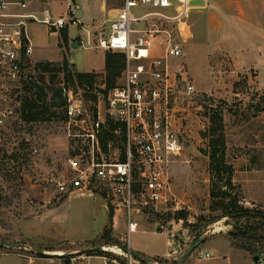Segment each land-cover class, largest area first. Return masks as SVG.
<instances>
[{
	"label": "rangeland",
	"instance_id": "374dc122",
	"mask_svg": "<svg viewBox=\"0 0 264 264\" xmlns=\"http://www.w3.org/2000/svg\"><path fill=\"white\" fill-rule=\"evenodd\" d=\"M234 1L233 5L222 6L219 10L214 7L203 10L204 6H195L190 14L188 24L193 36L184 44L183 58L173 59V63L185 65L196 91L185 94L180 87L174 103L175 120L181 129L185 151L171 167L172 194L169 201L159 205L157 210L133 217V221L139 223L137 232L129 233L126 212L118 213L115 219L117 223L115 221L111 233L117 239L116 244L111 241L110 245H106V240L101 238L110 223V202L100 194H70L52 207L55 211H51L48 219L24 221L36 213L30 209L31 206L39 208L55 204V181L65 172L71 150L77 145L88 144L86 138L70 135L85 134L91 130L98 112H101L103 119L106 118L110 94L105 98L103 92L107 90L106 54L121 53L101 48L87 49L85 45L89 41L87 33L90 27L80 29L78 23L68 26L72 38L80 43L78 48H73L72 43H61L59 46L58 36L50 35V46L38 49L34 57L69 63L72 80H67L65 74L61 73L57 81L83 99L87 110L84 116L86 122L69 125L61 118V114L58 120L27 124L22 121L19 108L8 120L0 137V225L9 232L0 236V243L16 242L17 239L25 241L20 234L24 221L23 226L28 229L26 236L36 246L60 244L68 246V249L83 250L103 246L116 251L105 249L92 252V255L86 252L64 255L62 258L65 263L72 262L71 259L79 255L82 258H77L76 264H113L111 260L114 259L118 264H128L130 259L134 261L133 264H148L130 258L121 250L122 247L130 248L132 245L135 248L140 243L145 248L152 247L164 252L169 237L172 240L170 258L152 257L149 253L150 256H146L154 260L155 264H177L179 260L173 259L179 255L176 251L185 252L188 249L195 241L197 227L201 225L205 226L202 235L207 234V240L194 250L185 264L225 263L230 253L229 237L237 247L245 242L257 245L260 239L262 245L258 244V247H264V238L230 235L239 226L232 219L224 218L206 225L220 213V210H211L214 202L211 192L215 189L218 193L219 188V185L214 187L212 183L211 139L207 136L211 125L210 115L214 111L220 112L224 118L223 131L227 146L224 160L234 168L233 182L241 193L240 204L264 211V111H261L264 109V0ZM212 3L211 0V6ZM121 4L122 0H113L111 9L117 10ZM65 9L66 5H60L56 16L66 17ZM153 10L151 7H140L135 9V13L142 15ZM212 14L214 20L210 18ZM90 17L87 10L81 23L85 24L89 20L91 25L96 24ZM97 18L98 22L104 20L101 14ZM96 27L98 25L91 33L96 31ZM167 27L159 24V28ZM42 35L47 36L44 31ZM90 43L96 45L95 35L90 37ZM163 52L162 46L153 50L140 48L139 58L135 62H146L163 55ZM33 63L38 64L36 61ZM36 71V68L31 70L32 73ZM77 73H90L95 88L87 92L85 87L78 84L75 77ZM46 78L48 80L49 76L46 75ZM122 82L123 73L117 79L116 86ZM30 189L33 192L41 191L45 198L52 197L51 204L26 198L24 191ZM179 212L185 213V219L176 218ZM145 230L157 234H149ZM162 232L167 237L158 234ZM201 251L210 252L213 258L201 259ZM246 253L251 258L255 257L253 252ZM258 256L260 259L255 264L264 261V250ZM103 257L108 260L105 261Z\"/></svg>",
	"mask_w": 264,
	"mask_h": 264
},
{
	"label": "built area",
	"instance_id": "2783aa9c",
	"mask_svg": "<svg viewBox=\"0 0 264 264\" xmlns=\"http://www.w3.org/2000/svg\"><path fill=\"white\" fill-rule=\"evenodd\" d=\"M190 1L122 0L114 18L98 26L95 32L87 33V49L101 48L125 55L123 82L109 94L106 118L98 112L91 130L70 135L86 138L88 144L77 146L76 154H70L55 188L61 195L105 196L116 211L126 212L129 233L139 230L133 217L157 210L169 201L171 167L185 151L174 103L180 87L185 94L196 90L185 65L173 63V59L183 58L184 44L193 36L188 19L195 6ZM209 1L205 0L206 5ZM140 7L155 10L138 15L135 9ZM27 9L26 0H0V137L8 120L21 107L23 83H39L38 72H31L36 65L32 60L29 23L58 29L79 22L76 7L71 4L66 17L59 18L53 17L49 10L43 11L44 17L40 18ZM159 24L168 27L159 28ZM94 35L96 45L90 43ZM157 46H162L163 55L135 62L140 48L153 50ZM63 93L69 125L85 123L87 110L83 99L66 86ZM110 124L116 126L114 130ZM107 132L113 137L105 139L104 150L102 140ZM199 256L213 258L205 251ZM111 261L118 264L116 259ZM133 262L130 259L128 264Z\"/></svg>",
	"mask_w": 264,
	"mask_h": 264
},
{
	"label": "trees",
	"instance_id": "16d2710c",
	"mask_svg": "<svg viewBox=\"0 0 264 264\" xmlns=\"http://www.w3.org/2000/svg\"><path fill=\"white\" fill-rule=\"evenodd\" d=\"M62 44L67 45L69 43V32L67 29L61 31ZM126 67V57L123 53H108L106 54V81L107 90H103L105 98L110 93L109 90L115 88L117 79L122 75ZM38 72L39 83L33 81L29 83H23V94L20 96L21 107L20 116L23 122L27 124L46 122L58 120L61 116L63 120L68 122V117L65 111L66 98L64 97L62 83L57 81L58 76L61 73L65 74L67 80H72V73L69 69V63L67 61L55 62L45 61L36 65ZM46 75L49 76L47 80ZM75 77L78 80L80 86L85 87L87 92H90L95 88L93 76L90 73H77ZM264 111V109H261ZM211 125L208 130L207 136L211 141V173L213 186L219 185L216 193L215 189L212 190L211 195L214 200L211 210H220V213L212 217L206 225L215 223L224 218L232 219L236 222L237 231H231L230 235H242L244 238L255 237L264 238V211H256L249 207L241 205V193L239 187L233 182L234 168L231 165L226 164L224 160L226 150V140L223 131L224 118L223 115L214 111L210 115ZM111 129H115V125L110 124ZM124 136V135H123ZM113 135L109 132L102 140L103 148L106 149L105 139L111 138ZM78 147L80 145H77ZM71 154H76V150L72 149ZM222 183V185H220ZM109 207V226L105 228L103 236L106 240V245L116 244L117 239L112 235V226L114 225L115 207L108 203ZM184 212H179L176 215L178 219H185ZM198 232L195 241L203 234L205 226L197 227ZM100 238V239H101ZM262 239L258 240V244ZM120 244V243H118ZM256 243L245 242L243 245H239L240 248L249 252H253L255 256L261 254L264 247H258ZM92 255V252L87 253ZM65 264H71L67 262Z\"/></svg>",
	"mask_w": 264,
	"mask_h": 264
},
{
	"label": "crops",
	"instance_id": "0c3cea01",
	"mask_svg": "<svg viewBox=\"0 0 264 264\" xmlns=\"http://www.w3.org/2000/svg\"><path fill=\"white\" fill-rule=\"evenodd\" d=\"M26 1L28 3V9L26 11L29 13L37 14L40 18L44 17L43 11H45V10H49L52 13L53 17H55V18L63 17L64 15H60V16L58 15V17L56 16V14H57L56 11L60 5H66L65 14L67 13V9H68L70 4L73 5L74 7H76V10H77V7H81L83 10V17L81 19H83L85 17L86 11L88 10L89 16H91L90 18L92 19L93 22L95 21L96 24L91 25V21H89V20L86 21V23L84 24V23H81V21H80L81 19H78L79 20V22H78L79 28L84 29L86 26H89L90 30L88 29V27L86 28V29H88V32L89 31L91 32L92 29L95 28L96 25L100 26L101 24L107 22L109 19L114 18L117 15V10L119 9V8L117 10L111 9V4L113 5V0H26ZM210 1L207 3V5L204 7L203 10H208L210 7H214L215 9H218V8L225 6V5H228V4L233 5V2H235L234 0H226V1H224V0H221V1L212 0L213 3L211 6ZM237 4H241V3L237 2ZM13 10L18 11V12H25L19 8H13ZM113 11H116V12L113 13ZM100 14H101V16L104 17V20L98 22L99 18H97V17H99ZM210 18H211V20H214V18H215L214 14H212ZM68 26L56 29V28H49L48 26H46L44 24H39L36 22H30L28 25V33H29V36H30L32 43H33L32 60L36 61L38 63L45 62V61H55L56 62L57 60H52V59H47V58L39 59L36 56L34 57V54L36 53V51L38 49H41V47L47 48L50 46V44H51V40H50L51 36L50 35L58 36L57 43L60 46V44L62 43V38H61V33L59 32V30L67 29L69 32V43L73 44L75 42V40L72 38V35H71V32H70ZM43 31L45 32V34H47V36L42 35ZM79 46H80V43H79ZM24 193H25L24 196L26 198L33 199L36 201L38 200L39 202H43L44 204H51L52 197L51 198H47V197L45 198L44 194L41 191L33 192L30 189V191L26 190V191H24ZM53 198L55 199L54 205H50V206L49 205H42L39 208L35 207V206H31L30 209L35 210L36 213L34 214V216H30L28 218H25L24 221L30 220V219H32V220L35 219V220H40V221H42V219H48L47 216H50L51 211H55L52 207L56 206L58 203L62 202V200L67 199L68 195H61L59 193H56ZM50 208H52V209H50ZM120 212H123V211H117L116 212V214L114 216V223H115V221L117 223V220H115V219H117V217H118L117 215ZM50 218L51 217H49V219ZM24 221L22 223V227L20 228V234L26 240L22 241V240L17 239L16 242H12V243L17 244L16 247L4 246V247L0 248V264H65L64 258H62L64 255H77L79 253H83L84 251H86L85 249L83 250V248L68 249L67 248L68 246L65 247V246L60 245V244H56V245L50 244L47 246L46 245L45 246H36L35 244L31 243L29 241L30 238L26 236V234L28 233V229L25 226H23ZM217 231H219V229ZM8 232L9 231L5 227L0 225V236H5L6 234H8ZM144 232H149V234H157L156 232H152V231H148V230H145ZM214 233H216V232H214ZM218 233H220V232H218ZM158 234H162V235L166 236V234L164 232L158 233ZM206 240H207V238H206ZM167 241H168L167 242V248L164 252L163 251H156L152 247L145 248L140 243H137L135 248L132 245H130V248H131V250L142 253L144 255L150 254L152 257H159L162 259H168L171 256L170 249L172 246V240L169 237H167ZM6 242H11V241H6ZM1 243H5V242H1ZM228 244H229L230 253L228 254V257L225 256L226 257L225 263L214 261L213 264H255L257 262L255 260V257L251 258L246 253L249 251L242 249L239 246L237 247L234 244L233 239L230 237H229V243ZM106 250L116 252L114 249H106ZM118 250H119V253L122 254L121 250L120 249H118ZM176 253H178L179 255H177L178 257L176 256L173 259L174 260H180L185 252H184V250H181V252L176 251ZM77 258H82V256L79 257V255H78V257H76V258H72L71 264H76L77 263L76 261L79 260ZM187 259L183 262V264L186 263ZM206 260H209V259H206ZM106 263L107 262H105V264ZM160 263L162 264V262H160Z\"/></svg>",
	"mask_w": 264,
	"mask_h": 264
},
{
	"label": "water",
	"instance_id": "95a60500",
	"mask_svg": "<svg viewBox=\"0 0 264 264\" xmlns=\"http://www.w3.org/2000/svg\"><path fill=\"white\" fill-rule=\"evenodd\" d=\"M190 5L192 6H206V2L205 0H192L190 1ZM83 17V10L81 7H77V13H76V18L77 19H81ZM73 48H78L79 47V43L78 41H75L72 44ZM207 238V234H204L202 236H200L196 241H194L189 247L188 249L185 251V253L183 254V256L181 257V259L179 260L178 264H183V262L194 252V250L201 245L202 243L205 242ZM7 246V247H16L17 244L16 243H12V242H5V243H0V248ZM105 250V247L103 246H97V247H93V248H88L86 249V253L89 252H100ZM122 250L124 251V253H126L130 258H135L139 261H144L147 262L148 264H155L156 262L153 261L152 259H150L149 257H147L146 255L133 251L130 248H126V247H122ZM260 258L259 256H255V260L258 261Z\"/></svg>",
	"mask_w": 264,
	"mask_h": 264
},
{
	"label": "bare ground",
	"instance_id": "6f19581e",
	"mask_svg": "<svg viewBox=\"0 0 264 264\" xmlns=\"http://www.w3.org/2000/svg\"><path fill=\"white\" fill-rule=\"evenodd\" d=\"M121 249V248H120ZM122 250V249H121ZM123 251V250H122Z\"/></svg>",
	"mask_w": 264,
	"mask_h": 264
}]
</instances>
